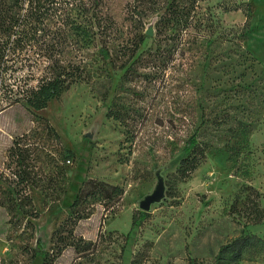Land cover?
<instances>
[{
	"label": "rangeland",
	"instance_id": "obj_1",
	"mask_svg": "<svg viewBox=\"0 0 264 264\" xmlns=\"http://www.w3.org/2000/svg\"><path fill=\"white\" fill-rule=\"evenodd\" d=\"M220 1L200 2L204 10L214 7L213 36L207 27L188 29L181 39L158 37L150 18L127 77L108 68L40 110L20 103L0 110V264H41L24 247L51 251L53 232L87 178L124 193L75 224L73 234L94 245L87 254L67 247L52 264H131L138 254L141 264H190L192 258L209 264L246 221L229 214L235 195L251 185L264 207V0H248V19L241 10L224 12ZM192 134L205 156L179 181L174 172ZM13 144L25 153L22 164L10 157ZM19 166L29 167L32 177L28 215L3 205L2 190L14 179L10 167ZM159 169L165 196L126 240ZM24 227L32 232L28 238ZM245 231L264 238V222ZM238 264H264V251Z\"/></svg>",
	"mask_w": 264,
	"mask_h": 264
},
{
	"label": "trees",
	"instance_id": "obj_2",
	"mask_svg": "<svg viewBox=\"0 0 264 264\" xmlns=\"http://www.w3.org/2000/svg\"><path fill=\"white\" fill-rule=\"evenodd\" d=\"M202 1L205 0H0V110L15 103L40 110L71 86L89 83L95 74H104L108 68L123 71L127 77L139 58L137 53L147 37L146 21L150 18H154L158 37L181 39L188 29L201 32L207 27L208 35L213 36L217 22L214 7L208 3L204 10ZM216 6L224 12L241 10L246 19L251 12L248 0H221ZM33 79L36 84L31 83ZM12 146L10 157L22 164L21 159L26 157L23 149L17 147L20 151L16 153L15 144ZM66 153L64 160L69 161L71 151ZM183 153L174 172L179 181L187 179L205 156L195 134L187 139ZM10 168L14 179L2 190L6 196L3 205L9 212L21 210L28 215L24 205L31 204L26 193L32 178L30 169ZM123 193L119 185L95 178L83 180L66 219L53 232L51 251L24 247L30 261L39 257L41 264H52L67 247L87 254L94 245L73 234L75 224L88 218L96 205L107 209L118 202ZM261 195L251 185L235 195L229 214L246 221L238 235L218 247L209 264H238L264 251V238L245 231L249 224L264 222ZM149 214L138 210L133 215L126 240ZM31 233L25 227L21 231L24 238ZM141 263L139 254L131 262ZM189 263L199 264L194 258Z\"/></svg>",
	"mask_w": 264,
	"mask_h": 264
},
{
	"label": "water",
	"instance_id": "obj_3",
	"mask_svg": "<svg viewBox=\"0 0 264 264\" xmlns=\"http://www.w3.org/2000/svg\"><path fill=\"white\" fill-rule=\"evenodd\" d=\"M156 183L153 190L144 195L142 199L139 200L138 207L139 210L149 212L151 205L158 203L165 196V183L164 177L162 175V169H159L155 172Z\"/></svg>",
	"mask_w": 264,
	"mask_h": 264
}]
</instances>
